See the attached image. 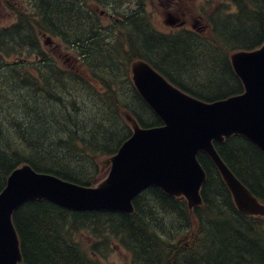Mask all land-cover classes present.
<instances>
[{"label": "trees", "instance_id": "obj_1", "mask_svg": "<svg viewBox=\"0 0 264 264\" xmlns=\"http://www.w3.org/2000/svg\"><path fill=\"white\" fill-rule=\"evenodd\" d=\"M83 1L32 0L30 11L19 12L18 22L0 32V190L22 162L93 185L103 175L97 159L114 153L131 134L123 110L142 126L160 125L130 80L131 59L144 58L190 94L211 101L243 90L228 54L264 41V0H217L209 11L208 3L202 6L206 38L189 31H158L141 0L136 15H123L118 33L98 31V17L92 13L89 25L82 14ZM37 30L73 47L82 71L60 67L39 46ZM24 48L36 55L30 63L3 61ZM83 94L101 112L96 111L99 119L72 118ZM214 145L264 201L263 152L238 135ZM198 160L206 171L204 204L193 214L183 198L155 187L133 199L130 214L73 211L47 200L23 203L12 215L23 264H103L98 254L112 244L129 253L130 264H264V216L240 214L211 160L203 153ZM84 233L91 239L87 247L79 241Z\"/></svg>", "mask_w": 264, "mask_h": 264}, {"label": "water", "instance_id": "obj_2", "mask_svg": "<svg viewBox=\"0 0 264 264\" xmlns=\"http://www.w3.org/2000/svg\"><path fill=\"white\" fill-rule=\"evenodd\" d=\"M164 22L173 25L176 19L167 15ZM229 61L243 91L206 101L170 82L144 59L132 60V83L162 124L142 127L123 110L131 135L115 153L99 160L101 170L108 172L94 185L38 172L27 162L14 168L0 191V264L23 262L12 215L27 201L47 200L75 211L132 213L133 198L153 186L183 197L192 213L203 204L200 190L206 172L197 158L201 152L215 165L237 210L245 216H264V202L237 178L213 144L241 135L264 153V43L234 50Z\"/></svg>", "mask_w": 264, "mask_h": 264}, {"label": "rangeland", "instance_id": "obj_3", "mask_svg": "<svg viewBox=\"0 0 264 264\" xmlns=\"http://www.w3.org/2000/svg\"><path fill=\"white\" fill-rule=\"evenodd\" d=\"M216 1L217 0H142L145 10L150 16V22L158 31L162 33H171L176 30L173 27L167 26L165 22H163L165 14L169 13L173 18L176 17L179 19L187 20V28H189L193 23H196V27L200 28V30L202 29V32L205 33V35L202 36L203 38L207 35L208 32L206 29V22L202 18L201 7L207 5V3L210 7L214 5ZM30 2L31 0H0V31L4 30L6 26L12 24L16 20L14 12L11 11L9 7L10 5L16 6L17 8L22 10V12L27 13L30 11ZM88 4L89 3H84V6H87ZM137 5V0H119L113 5L114 8L105 7L106 5L103 6L96 4H92L91 6L96 11V14L100 19L98 28L100 30L106 29L116 34L121 30L120 27L122 26V24L121 26H119L118 22L115 21L116 17H119L118 13H116L115 11H118L121 14L136 15L138 13ZM209 7L207 11L212 9V7ZM106 9L113 12V15L115 16L114 20L108 18L105 14L103 16L101 15L103 12L105 13ZM45 39L46 37H42L41 35L38 36V42H40L43 50L51 55L60 67H62L63 69H70L75 72L82 71V66H80L79 60L76 57L74 51L65 48L59 38L51 37L53 43L49 48L43 45ZM23 51L24 52L20 54L16 53L5 56L3 61L12 62L26 59L27 63H30L33 59V54L26 53L25 48L23 49ZM160 62L162 61L160 60ZM215 75H218V73ZM219 75H222V73H220ZM182 81L186 82L183 79ZM187 86H190V84H187ZM75 90L77 91V89ZM76 103L80 106V110L76 111L74 114L72 113L73 119L75 118L77 119V121H80L84 118L90 120L92 116H95V118L99 119V117H96V111H100L87 95H81V99H76ZM86 103H88L90 107H88ZM24 123H26V121H24ZM72 167L76 166L74 165ZM79 241L84 247H87L91 239L87 233H84L81 235ZM98 256L99 262L103 264H130L129 253L119 244H112L106 252H100Z\"/></svg>", "mask_w": 264, "mask_h": 264}, {"label": "flooded vegetation", "instance_id": "obj_4", "mask_svg": "<svg viewBox=\"0 0 264 264\" xmlns=\"http://www.w3.org/2000/svg\"><path fill=\"white\" fill-rule=\"evenodd\" d=\"M106 15L108 18H111L112 16L110 15V14H108V12H103L101 15L103 16V15ZM194 24V23H193ZM52 45V42L51 43H49L48 45H47V47H50ZM55 46H57V45H55Z\"/></svg>", "mask_w": 264, "mask_h": 264}, {"label": "bare ground", "instance_id": "obj_5", "mask_svg": "<svg viewBox=\"0 0 264 264\" xmlns=\"http://www.w3.org/2000/svg\"><path fill=\"white\" fill-rule=\"evenodd\" d=\"M228 220V219H227ZM211 221V220H210ZM222 221V220H221ZM237 228V227H236ZM226 260V259H225Z\"/></svg>", "mask_w": 264, "mask_h": 264}]
</instances>
